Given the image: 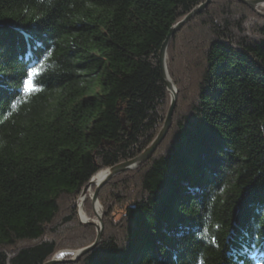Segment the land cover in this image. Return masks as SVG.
<instances>
[{"label":"trees","instance_id":"1","mask_svg":"<svg viewBox=\"0 0 264 264\" xmlns=\"http://www.w3.org/2000/svg\"><path fill=\"white\" fill-rule=\"evenodd\" d=\"M206 2L0 0V264L51 262L63 238L73 244L71 226L80 249L93 245L73 203L159 135L161 48ZM237 5L210 6L172 39L186 110L175 109L164 154L100 190L105 230L120 226L75 263L237 264L242 244L264 252V19ZM249 254L245 264H264Z\"/></svg>","mask_w":264,"mask_h":264},{"label":"water","instance_id":"2","mask_svg":"<svg viewBox=\"0 0 264 264\" xmlns=\"http://www.w3.org/2000/svg\"><path fill=\"white\" fill-rule=\"evenodd\" d=\"M237 1L246 5L251 10H255V8L257 7V5L259 3L264 2V0H237ZM210 4H211V0H207V2L205 4L198 7L191 14H189L187 17H185L179 24H177L174 28H172L170 30L163 46H162V48H161V51L159 54L161 78L163 80L165 88L167 89L169 94L172 96V100H174V102H173V104H172V106L168 112L166 121L164 123V126H163L160 134L158 135L156 140L136 159H134L130 162L118 165L114 168L106 170V175H105L104 179L102 180V182L99 183V185L97 186V188H96V190L92 196L91 207H93L96 204H99V199H98L99 192L107 183H109L113 178H115V177H117V176H119V175H121L127 171H132V170H135V169L145 165L147 162H149L153 158L157 149L161 146V144L166 139V137H167V135H168V133L172 127L173 115H174V111H175V107H176V102H175L176 96L174 93L175 92V86L169 77V74L167 71V65H166L167 50L169 48V45H170L172 39L176 36V34L179 31H181L183 29V27L186 24H188L189 22H191L196 16L201 15L208 8V6ZM90 185H91V182L82 191V193H81L82 196H85ZM92 211H93V209H92ZM90 224L95 226V228L97 229V240H96V242L92 246H90V247H88V248H86V249H84L78 253H75L76 254L74 256L75 258L68 261L69 263L76 262L78 259L89 254L91 251H93L100 244L101 239H102L103 229H104L102 218L99 219L98 224H95L92 222ZM59 263H60L59 260L53 259L51 262H49L47 264H59Z\"/></svg>","mask_w":264,"mask_h":264},{"label":"rangeland","instance_id":"3","mask_svg":"<svg viewBox=\"0 0 264 264\" xmlns=\"http://www.w3.org/2000/svg\"><path fill=\"white\" fill-rule=\"evenodd\" d=\"M235 2V3H234ZM239 3V4H241L242 6H244V7H246L247 9H249L246 5H244V4H242V3H240V2H238L237 0H211V4L208 6V8L210 7V6H212L213 5V9H218V8H220V7H222V6H224V10H226V9H230L229 10V12L231 11V12H233V11H235V13L237 12V9H239V5H237V3ZM226 4H230V5H226ZM234 4V5H233ZM226 5V6H225ZM235 6V7H233V6ZM237 6V7H236ZM233 7V8H232ZM208 8L201 14V15H199V16H196L191 22H195V23H198V22H196V20L198 19V18H200L201 16H203V15H205V13L207 12V10H208ZM236 9V10H235ZM242 9V8H241ZM254 15H256L257 17H259V18H262V19H264V10H260V9H258V7H256L255 8V10H251V9H249ZM197 18V19H196ZM235 20V19H234ZM191 22H189L188 24H190ZM188 24H186L185 26H187ZM197 27L198 26V24H195L194 25V27ZM184 28V27H183ZM196 31H197V28L195 29ZM181 31H179L178 33H180ZM177 33V34H178ZM197 33H199V32H197ZM176 34V35H177ZM179 42H180V39L177 41V43H175L174 45H173V47H174V49H175V56L176 55H179ZM182 44H183V42H180V47H182ZM187 44H189V46L192 48V46L193 45H195V44H193L192 43V41H189ZM170 46V45H169ZM186 47V46H185ZM184 47V48H185ZM184 48H183V50L181 51L182 53H183V51H184ZM189 49V50H192V49ZM185 49H187V47L185 48ZM194 58V56L192 55L191 56V58ZM190 58V57H189ZM192 61H194V60H192ZM201 64H202V61H201ZM200 64V65H201ZM204 64V63H203ZM203 64H202V68L203 69H205V66H203ZM190 74L191 75H188L186 78V80L189 82V84H192V83H194V82H196L195 80H197V79H199V77H200V70L199 71H197V69H193V71L191 70V72H190ZM171 77V76H170ZM172 79V82H173V84H174V86H175V96H176V98H175V102H176V107H175V109H176V111L179 109V111L180 112H182L184 109L186 110V107H185V105L183 106V104L181 105V102L180 101H178L179 100V96H180V90H179V88L177 87V85H175V83H174V79H173V77L171 78ZM188 84V83H187ZM197 88V85H193L192 86V90L194 91L195 89ZM184 90H182V92H183ZM168 99H167V101H168V112H169V110H170V108H171V106H172V104H173V102H174V100H172V96L169 94V92H168ZM187 99H189V97H184V99L182 100V101H184V100H187ZM180 102V103H179ZM187 106V105H186ZM178 108V109H177ZM168 112H167V115H168ZM175 112V111H174ZM176 114V116H177V114H179V113H175ZM162 130V129H161ZM161 132V131H160ZM160 134V133H159ZM170 134V131H169V133H168V135ZM168 135H167V137H168ZM158 137V136H157ZM167 137H166V139H167ZM166 139L164 140V142H163V144H161V146L159 147L160 148V150H159V152H162L163 153V151L164 150H166V147H167V144L170 142L169 140H170V137H169V140H167V142H166ZM156 140V139H155ZM154 140V141H155ZM166 143V144H165ZM158 150V149H157ZM156 153V152H155ZM164 154V153H163ZM155 155V154H154ZM130 162V161H129ZM127 163V162H126ZM139 168H141V167H139ZM139 168H137V169H135V170H132V171H127V172H125V173H123V174H121V175H119V176H117V177H115V178H113L111 181H113V180H116L117 178H120V177H122L123 175H125V174H130V173H132L133 171H136V170H138ZM118 180V179H117ZM108 184V183H107ZM106 184V185H107ZM82 193V192H81ZM81 198V194H80V196L76 199V201H75V203H73V204H75L74 205V209L76 210V214H77V216H78V219H79V223H80V225L81 226H83V227H91V229L92 230H94L93 232H94V239H96L97 240V229L95 228V226H93V225H91L90 223H88V224H85V223H83L81 220H80V217H79V209H78V201H79V199ZM92 198H88V200H86V203H84V210H85V204H86V207H87V211H90V215H91V217H92V215H93V212H92V207H91V202H92V200H91ZM87 201H90L89 203H87ZM70 205H72V201L70 202ZM116 207V215L115 216H113V219L115 220V221H117V222H119L120 220H121V218H122V215H123V211H122V207L120 206V205H116L115 206ZM101 218H102V222H103V219H104V209H103V214H102V216H101ZM99 222V221H98ZM104 226V225H103ZM118 226H120V223L119 224H117L116 226H111V227H108V229L107 230H105V228L103 229V234H102V238H103V235L105 234V232H106V234H108V233H113L114 231H115V229H116V232H117V230H118ZM73 229H77V230H79L76 226H71ZM77 230H73L72 232H71V234H73V235H71L70 237L72 238V243L73 244H70V240L69 239H62L61 240V248L58 250V253H57V255L59 254V253H62V252H64L65 253V255L61 258V260L60 259H58L59 260V264H77L79 261L78 260H80V259H78L77 261V263H75V262H73V263H69L68 261H70V260H72V259H74L75 257V253H77V252H80V251H82V250H84V249H86V248H83V249H80V247H78L79 246V242L76 240V238H74V237H76L75 236V232L77 231ZM65 232H66V230H62V232H61V234H65ZM91 236H89V238H90ZM82 239V238H81ZM96 240H94V243L96 242ZM101 241H102V239H101ZM63 243V244H62ZM93 243V244H94ZM101 243V242H100ZM25 245V244H24ZM66 245V246H65ZM20 246H22L21 244H20ZM76 247H78V248H76ZM56 256V255H55ZM53 257V259H56V257ZM52 259V260H53ZM51 260V261H52Z\"/></svg>","mask_w":264,"mask_h":264},{"label":"bare ground","instance_id":"4","mask_svg":"<svg viewBox=\"0 0 264 264\" xmlns=\"http://www.w3.org/2000/svg\"><path fill=\"white\" fill-rule=\"evenodd\" d=\"M258 9L260 10H264V2H261L257 5ZM168 51V50H167ZM166 65H167V56H166ZM167 71L169 74V70H168V65H167ZM170 77V74H169ZM171 79V77H170ZM172 81V79H171ZM106 175V171H101L99 172L95 177H93V179L91 180V185L89 187V189L87 190L85 196L81 195V198L78 201V209H79V217L80 220L87 224V223H95L98 224L99 219L101 218L102 214H103V208L101 206V204H96L92 207L93 209V215L92 217H89L84 210V203H86V200H88V198H92L97 186L99 185L100 182H102V180L104 179ZM78 253V252H77ZM65 255L64 252L59 253L58 255H56V260L60 259Z\"/></svg>","mask_w":264,"mask_h":264},{"label":"snow or ice","instance_id":"5","mask_svg":"<svg viewBox=\"0 0 264 264\" xmlns=\"http://www.w3.org/2000/svg\"><path fill=\"white\" fill-rule=\"evenodd\" d=\"M40 71L39 68L34 67L32 69V75L37 74ZM31 85V81H27L24 83V89L25 91L28 90L29 86ZM250 252H254V253H259L260 256L264 257V252H261L260 249H256L254 245H249V244H242L240 247V250L237 254V264H245V260L244 259H240L241 256L245 257L247 260L251 261L256 259V255H250Z\"/></svg>","mask_w":264,"mask_h":264}]
</instances>
